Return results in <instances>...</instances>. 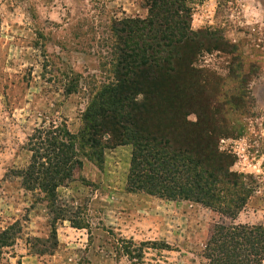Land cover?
I'll return each instance as SVG.
<instances>
[{
  "label": "rangeland",
  "instance_id": "374dc122",
  "mask_svg": "<svg viewBox=\"0 0 264 264\" xmlns=\"http://www.w3.org/2000/svg\"><path fill=\"white\" fill-rule=\"evenodd\" d=\"M187 5L191 30L206 33L193 41V72L177 88L137 97L149 112L136 121L192 151L214 132L219 151L236 159L231 171L253 190L244 210L232 220L193 201L130 191L129 144L94 161L76 156L50 192L24 190L28 139L36 149L51 125L79 132L89 98L112 84V23L146 11L140 0H0V232L19 227L0 264H209L212 224L264 225V0ZM176 93L191 111L153 114L160 95ZM51 219L57 247L38 255L47 244L34 239L48 238Z\"/></svg>",
  "mask_w": 264,
  "mask_h": 264
},
{
  "label": "trees",
  "instance_id": "16d2710c",
  "mask_svg": "<svg viewBox=\"0 0 264 264\" xmlns=\"http://www.w3.org/2000/svg\"><path fill=\"white\" fill-rule=\"evenodd\" d=\"M140 2L146 11L144 19L115 21L109 29L114 47L105 64L112 81L108 94L101 92L89 98L76 135L51 125L44 134L43 145L37 142L34 149L30 144L33 138L28 139L33 154L27 168L19 172L21 186L30 192L36 187L50 192L48 188L70 170L76 156L94 161L104 149L129 144L130 191L193 201L234 220L244 210L253 190L247 185L246 176L231 171L236 159L219 151L216 134L208 130L209 143L192 151L177 144L170 135L140 128L136 121L142 111L149 110L147 106L139 108L140 102L135 99L177 88L178 80L193 72V41L206 35L191 30L187 0ZM184 98L180 93L160 95L153 114L188 113L191 106ZM56 220L51 219L45 241L34 239L47 244L38 255H51L57 247ZM18 230V225L13 224L1 231L0 248L13 246ZM203 256L209 264H264V225L212 224Z\"/></svg>",
  "mask_w": 264,
  "mask_h": 264
}]
</instances>
